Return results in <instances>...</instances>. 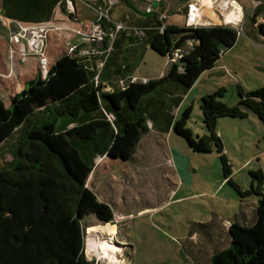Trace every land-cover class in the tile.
Masks as SVG:
<instances>
[{
  "label": "trees",
  "instance_id": "1",
  "mask_svg": "<svg viewBox=\"0 0 264 264\" xmlns=\"http://www.w3.org/2000/svg\"><path fill=\"white\" fill-rule=\"evenodd\" d=\"M51 2L66 13L64 0H1V5L6 18L21 21L35 17ZM263 6L259 3L253 9L249 19L254 24ZM146 14L136 25L142 36L122 29L107 54L65 52L44 78L28 80L8 106L0 98V145L10 139L12 155L0 167V264H92L82 252L84 218L94 215L107 225L114 219L110 204L100 201L86 185L95 159L130 160L144 134L167 133L174 126L172 108L182 100L175 91L186 93L202 72L214 66L222 50L236 43L239 34L229 25L194 28L165 23L154 12ZM253 27L264 41V23ZM125 38L166 57L178 48L185 50L161 77L131 80L136 64L125 60ZM94 57L103 62L100 71ZM116 78L124 81L122 87ZM165 83L175 88L167 91L166 100L145 97ZM224 92L220 86L201 96L199 108L207 133L199 137L198 145L192 143L196 149L215 147L226 183L241 200L256 196V219L251 225L231 222L229 245L215 251L210 262L264 264V173L249 171L251 186L243 189L231 176L216 132L223 117L243 119L252 113L264 123V86L245 90L238 85L239 99L233 105L221 101ZM188 109L176 123L180 133L185 132L180 122L186 123ZM111 227L115 234L116 226ZM100 229L89 226L87 234Z\"/></svg>",
  "mask_w": 264,
  "mask_h": 264
},
{
  "label": "rangeland",
  "instance_id": "2",
  "mask_svg": "<svg viewBox=\"0 0 264 264\" xmlns=\"http://www.w3.org/2000/svg\"><path fill=\"white\" fill-rule=\"evenodd\" d=\"M88 2L74 0L76 17L74 14L70 16L64 5V15L70 16L73 25L78 28H74L73 32L77 30L74 35L80 38L75 49L80 55L95 54L98 47L90 38L93 12L84 4ZM149 3V0H123L113 7L110 16L116 20L124 11L128 14L134 7L137 17V12L146 13ZM178 6L176 0H163L158 7L153 8L159 11L168 8V20L182 23L183 9L181 7L178 11ZM251 11L249 9L246 23L237 29L239 34L236 43L222 50L214 66L202 72L186 93L183 94L181 89L175 91L170 83H165L145 96L166 100L169 89L180 94L182 101L178 107L172 108L175 120L168 133L161 135L156 130H150L144 134L130 160L119 161L107 156L95 159V167L86 185L100 201L110 204L114 219L113 223L107 225L94 215L85 217L84 238L87 237L89 226L102 227L96 234L101 233L106 237L112 234L111 224H117L113 235L121 246L114 245L113 248L120 250L121 256L120 262L116 264H211V255L230 243L227 220L251 225L256 219V211L250 213L251 207L256 204V196L251 195L242 201L226 183L215 147L211 145L196 149L192 143L195 141L198 145L199 137L207 133L199 108L202 95L222 86L225 92L221 101L233 105L239 99L238 85L245 90L264 86V45L255 40V33H251L257 32L253 26L264 23V6L256 16L255 24L249 19ZM177 12L181 13L175 14ZM55 13L60 15L63 11L58 7ZM130 26L137 35L142 36L138 26ZM10 37L6 20L0 12V54L5 65V68H0V97L7 105L10 103L8 94L21 89L22 80L16 72L17 62L24 64L26 60L21 59L18 47ZM6 40L12 47H17L15 50L18 54L11 52L9 45L4 44ZM4 47L6 55L2 52ZM128 48L124 53L125 60L136 64L130 76L133 80L159 78L167 71L166 56L159 55L142 43ZM65 52H70L68 47ZM99 62L97 59L95 64ZM102 65L99 63V71ZM116 82H120V79ZM187 108L186 123L180 122L185 132L180 133L176 130V123ZM263 124L250 113L248 118L243 119L220 118L216 125V132L223 142V153L232 171L231 176L243 189L251 186L249 171L261 169L264 173ZM10 145V139L0 145V167L11 160ZM175 163L178 164V173ZM242 209L246 215L241 214ZM105 247V244L102 245V249Z\"/></svg>",
  "mask_w": 264,
  "mask_h": 264
},
{
  "label": "built area",
  "instance_id": "3",
  "mask_svg": "<svg viewBox=\"0 0 264 264\" xmlns=\"http://www.w3.org/2000/svg\"><path fill=\"white\" fill-rule=\"evenodd\" d=\"M121 1L122 0H89L88 3H84L87 8L92 10L94 15L93 20L90 23V26H92L90 38L91 40L95 41L96 44H98L97 50L94 51L95 54H102L104 52H106V54L109 53L112 48V44L120 30L134 29L126 25L123 21L113 20L110 16V12L113 7L118 5ZM210 1L213 6L214 4L216 5L219 11L225 12L230 8V5L234 0ZM64 3L67 8V12L71 15L74 14L76 17L77 11L75 8L74 0H64ZM146 12H155L158 19H164V17L166 16V12H162L159 10L156 11L152 8L151 5H148L146 7ZM4 18L9 28V32L11 33L10 39L14 42V44L17 45L18 51L19 53H21L22 60L26 59L30 54H39L41 56L46 45L45 42L47 35L52 32L59 33L61 30L69 28L65 25L63 26L62 23L58 22H51L47 24H25L17 20H12L6 17ZM126 18H128V16ZM68 19L71 20L70 16H68ZM185 23V26L194 28L198 26H204L201 18V6L197 5L196 2L187 4ZM104 24H111V27H104ZM163 27L164 26H160L159 29L162 30ZM104 44L106 47L100 50L99 48ZM78 45L79 44L69 45L68 50L70 52L68 53L77 51L75 49ZM13 49L15 48L13 47ZM184 50V48H178L174 50L171 55L167 56L168 63L170 64L171 62H176L182 56ZM101 64H103V62H101ZM41 67L43 69H46L44 64H42ZM129 79L133 80L132 77H130ZM118 85L122 87L124 85V81L120 80V82H118ZM100 238H102V240ZM103 242L106 245L104 249H102L101 246ZM114 245L121 246V244L116 243L113 234L105 237L101 233H99L96 234L95 238L91 241L88 240L87 237L86 239L84 238L82 252L85 256V259L92 262V264H116L120 262L119 258L121 256V252H119L120 250L118 249L115 250V248H113ZM101 259L106 260L100 262ZM121 261H123V259H121Z\"/></svg>",
  "mask_w": 264,
  "mask_h": 264
},
{
  "label": "crops",
  "instance_id": "4",
  "mask_svg": "<svg viewBox=\"0 0 264 264\" xmlns=\"http://www.w3.org/2000/svg\"><path fill=\"white\" fill-rule=\"evenodd\" d=\"M160 1L162 2L163 0H149L150 3L147 4V6L151 4L152 8L158 7ZM176 1L179 4L177 10L178 11L181 10V7L183 9L182 14L184 16V20L182 23L169 21L168 16L166 15L167 17L166 16L164 17L165 23L175 24V25H180V26L186 25V23H185V15L187 12L186 6L188 3L196 2L197 5L201 6V18H202V23L204 24V26L229 25V26L235 27L236 29H238V27H240V25L246 23V18L249 17V15H250L249 9L250 10L252 9V11H253L254 7L257 4L264 3V0H234L233 3L230 5V8L227 11L221 12L217 9L215 4L213 6V4L211 3L210 0H176ZM180 5H182V6H180ZM58 7H60V5L58 3L53 4L51 2L49 5H47L46 9L42 10L35 17L27 18V19L21 20V21L17 20V21H19L21 23H25V24L26 23L47 24V23H51V22H58V23H62L63 26L65 25V26L69 27L67 29L68 31L63 30L62 33H61V31L59 33L52 32V33L47 35L46 42H45L46 45L43 49V54L41 56L39 54H35V55L30 54L27 56L24 64H20L17 62L16 72L19 74V78L21 77V80H22L21 89L18 90L17 92L21 91L25 87L26 82L28 80H31L35 77H39V78L45 77V75H46L45 73H47V72H45V69H43L41 67L42 64L45 65V68H47L48 66L50 67L61 54L65 53V51L69 45L79 44L78 40H80V38H78L77 36L75 37V35H74V32H76L78 30V28H76L73 25L72 21L69 20L68 16L64 15V13H61L60 15H57L55 13ZM132 9L133 10L131 12H129L128 14L124 11L121 15L118 16V18L116 20L121 21L123 19L124 22L130 26L131 24L137 25L140 23V21L142 19L146 18L147 14L145 12H137L138 16L136 17L134 15V12H135L134 10L136 8L133 7ZM153 9H155V8H153ZM160 11L166 12V11H168V8L165 10H160ZM252 11H251V14H252ZM0 12L4 16L3 8L1 5V0H0ZM148 13H152V12H148ZM179 13H181V12H177L175 14H179ZM175 14H173V15H175ZM151 15L152 14H150V16ZM125 16L126 17L129 16V18L124 19ZM93 17L94 16L92 15V19H93ZM12 20H15V19H12ZM74 28H76L77 30L73 32ZM251 33H255V31H252ZM74 37H75V39H74ZM254 38H255V40H258L260 42L259 44L264 45V41L262 39H260L256 33H255ZM124 40H125V42L128 43V39L125 38ZM5 43L7 46L9 45V47H10L9 49L11 50V52L18 54L17 50H15L16 48L13 46L15 48V49H13L12 45H10L7 40H6V42H4V44ZM127 43L125 45L126 46L125 52H127L129 50L128 47L136 44V43L135 44H132V43L127 44ZM2 52H4V54L6 55L5 47L3 48ZM168 66H169V63H168ZM49 67H48V69H49ZM0 68H5L3 57L1 54H0ZM131 76H132V74H131ZM145 80H147V79H145ZM17 92L14 91V92H11L10 94H8L9 102H10V98ZM181 101H180V103H181ZM4 105L8 106L5 103H4ZM158 133H160L161 135L164 134L161 132H158ZM166 149H167V147H166ZM119 161H120V159H119ZM175 164H176L177 173H178V171H179L178 170V164L177 163H175ZM255 208H256V204L251 207L250 213L255 211ZM246 212H248V210ZM241 214L246 215L243 212V209L241 211ZM231 222H233V221H231ZM231 222L227 220V223H226L227 230H228V226ZM236 222H239L241 224L246 225V223H244V222H240V221H236ZM113 225H115L117 228V224H113ZM218 250H220V249H218Z\"/></svg>",
  "mask_w": 264,
  "mask_h": 264
},
{
  "label": "bare ground",
  "instance_id": "5",
  "mask_svg": "<svg viewBox=\"0 0 264 264\" xmlns=\"http://www.w3.org/2000/svg\"><path fill=\"white\" fill-rule=\"evenodd\" d=\"M123 1V0H122ZM96 233H97V231H95V232H92V233H90V234H87V239L89 240V239H91V238H93L94 239V237L96 236ZM91 241V240H90ZM105 243L103 242L102 244H101V246L102 245H104Z\"/></svg>",
  "mask_w": 264,
  "mask_h": 264
}]
</instances>
